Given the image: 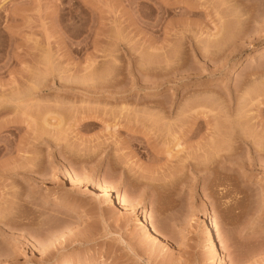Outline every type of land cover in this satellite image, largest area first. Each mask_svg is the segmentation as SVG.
Returning <instances> with one entry per match:
<instances>
[{
  "label": "rangeland",
  "instance_id": "obj_1",
  "mask_svg": "<svg viewBox=\"0 0 264 264\" xmlns=\"http://www.w3.org/2000/svg\"><path fill=\"white\" fill-rule=\"evenodd\" d=\"M263 71L264 0H0V264H264Z\"/></svg>",
  "mask_w": 264,
  "mask_h": 264
},
{
  "label": "bare ground",
  "instance_id": "obj_2",
  "mask_svg": "<svg viewBox=\"0 0 264 264\" xmlns=\"http://www.w3.org/2000/svg\"><path fill=\"white\" fill-rule=\"evenodd\" d=\"M260 72V71H259ZM264 72V71H263ZM262 72V73H263ZM261 74V73H260ZM259 74V75H260ZM260 78H261V76H260ZM259 78V79H260ZM256 80H257V78H256ZM261 80V79H260ZM246 93V92H245ZM248 93V92H247ZM236 95V94H235ZM247 95V94H246ZM244 96V94L242 95V97H241V94L240 95H237V96H234V101H235V107L233 108V112L234 113H232L231 114V112L229 111V108H227V112L229 113H227L226 114V111L224 112L225 113V115H227L228 116V118H231V117H233L232 119H230V120H232V121H229V119L227 118V120L231 123V122H233V123H236L235 125H234V127L236 128L237 126L239 127H237L236 129H235V131L238 129V130H240V131H238L237 130V134H236V136H235V133L234 134H232V131H230V134H228V132H227V134H228V136L229 135H234L233 136V138L235 139V141H236V143H237V145H240V147H241V145H247V144H249V141H248V137L250 136V138H252V140L254 141V139H255V137L256 136H254V132H252V134L251 133H249V135L247 134H245L244 133V131H245V128H241L240 129V126L241 125H239V124H241V122H242V125L243 124H248L247 122H245V120L246 121H248L251 117H249V118H247L246 116H248V115H246L245 114V101H243L242 99L244 98V100H246V98L245 97H243ZM242 100V101H241ZM259 101L261 100V99H258ZM258 100H257V102H258ZM244 102V103H243ZM262 108H264V100L263 101H260V102H258L257 103V105H256V110L255 111H258V110H260V109H262ZM233 115V116H232ZM250 115V114H249ZM226 116V117H227ZM235 117V118H234ZM253 118V117H252ZM234 119V120H233ZM255 119V118H254ZM244 120V121H243ZM253 120V119H252ZM256 120V119H255ZM227 122V121H226ZM228 122V123H229ZM245 122V123H244ZM249 122V121H248ZM229 123V124H230ZM233 123H231V126H233L232 124ZM249 123H252V121L251 122H249ZM237 125V126H236ZM230 126V125H229ZM229 126H228V128H229ZM230 126V128H232ZM245 126V125H244ZM234 129V128H233ZM232 129V130H233ZM242 129H244V131L242 130ZM247 129V128H246ZM227 130V129H226ZM242 130V131H241ZM249 130H252V129H249ZM234 131V132H235ZM241 132H242V135H241ZM226 134V135H227ZM244 134V135H243ZM254 137V139H253V137L251 136V135ZM246 135V136H245ZM227 136V137H228ZM215 137V132H212V136L210 137V149H209V151L211 152L212 151V153H211V155L213 156V158H214V160H216V158L217 157H219L220 155H218L219 154V150H218V148H216L217 146L215 145L216 143H215V141H213V138ZM231 137V138H230ZM229 138L232 140V136H229ZM228 138V139H229ZM229 139V141L232 143V141ZM256 140V139H255ZM226 141H228V140H226ZM234 142V141H233ZM251 142V141H250ZM255 142H257V141H255ZM226 143H229V142H226ZM96 144V143H95ZM102 144V143H101ZM234 144V143H233ZM254 144V143H253ZM258 144H260V143H257L256 145L257 146H259ZM97 146H95L96 148V150H97V148L98 147H100L99 146V144H96ZM228 145V144H227ZM229 146H230V144H229ZM228 146V147H229ZM233 146V145H232ZM236 146V144L234 145V147ZM249 146V145H248ZM92 147V146H91ZM233 147V148H234ZM237 147V146H236ZM242 147H244V146H242ZM241 147V148H242ZM251 147V146H250ZM254 147V146H253ZM230 148H231V146H230ZM238 148V147H237ZM236 148V149H237ZM246 148V147H245ZM259 148H261V147H259ZM84 149H86V148H84ZM102 149V148H101ZM200 149H203L204 150V147L202 148V147H200ZM227 149V148H226ZM229 149V148H228ZM232 149V148H231ZM254 149V148H253ZM252 149V150H253ZM255 150H256V148H255ZM88 151V150H87ZM92 151H94V150H92ZM198 151H199V148H198ZM202 150H200V152H201ZM260 150H258L257 149V152H259ZM84 152V151H83ZM203 152V151H202ZM202 152H201V154H202ZM205 152V151H204ZM226 152H227V150H226ZM256 152V151H255ZM261 152V151H260ZM259 152V153H260ZM264 152V151H263ZM88 153H90V152H88ZM225 153V152H224ZM205 154V153H204ZM82 155V154H81ZM81 155H79V156H81ZM200 155V154H199ZM198 155V156H199ZM206 155V154H205ZM204 155V156H205ZM78 156V155H77ZM88 156V155H87ZM197 156V155H196ZM201 156H203V154L201 155ZM204 156L203 157H198L199 159H197V158H194L195 159V162H191V161H189V165L191 166V169H206V165H205V161H206V159L208 158V156L207 157H205V161H204ZM210 156V155H209ZM225 157H229V153H225V155H224ZM86 157V156H85ZM89 157V156H88ZM74 158V157H73ZM83 158H84V156H83ZM202 158V159H201ZM201 159V160H200ZM186 160V159H185ZM188 160V159H187ZM186 160V161H187ZM203 160V161H202ZM210 162H212L211 160H209ZM213 162H216V161H213ZM212 162V163H213ZM218 162V161H217ZM216 162V163H217ZM212 168L209 170V168L210 167H208V170H209V172L211 171V173H210V175L212 174L213 175V179H214V176H215V174L217 173V169H219V168H217L215 165L214 166H211ZM217 168V169H216ZM205 172H202L201 171V173H200V175H203ZM222 173V172H221ZM66 175H67V177L69 178V183H70V186H71V188H72V190H74L75 191V197L76 198H70V197H67V198H61L60 200H59V205L62 207V209H66V210H71L72 212H73V216L74 217H82V216H84L85 214H86V207H87V205L88 204H94V205H97L98 206V208H100V209H102V200H101V197L100 196H102V193L100 192V190H98V189H96V188H93V187H91V186H81V183H80V180H79V178L75 175V174H73V173H71V172H66ZM221 175V174H220ZM222 176V175H221ZM222 178V177H221ZM228 179V178H227ZM209 180H210V178H209ZM230 180V179H229ZM212 181V180H211ZM215 183V182H214ZM78 203H80V204H78ZM118 203H121V205L122 206H124V208H125V210L127 211V213H128V215H131V216H133V217H135L136 219H138V223H139V225L141 226V227H144V228H148L149 229V231L151 232V234L154 236V237H156V238H158V237H160V231H159V229H157V227L156 226H153L152 224H150L149 223V221H148V218L145 216L144 218H139L133 211L134 210H132V208L128 205V203H126L124 200H122V199H120V198H118ZM63 231L62 232H64V234H70V233H72V229L71 228H65V229H62ZM61 231V230H60ZM205 232L206 233H208L210 236H211V238H212V242H213V256H212V264H222V256H223V254H222V252H223V250H222V248H223V240H222V237H221V235L218 233V232H216V231H214L213 232V224H212V222L211 221H209L208 222V224L206 223V225H205ZM73 264H75V263H73ZM77 264V263H76ZM79 264H89L88 262H82V263H79ZM100 264H108L107 262H101Z\"/></svg>",
  "mask_w": 264,
  "mask_h": 264
}]
</instances>
